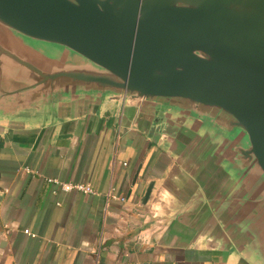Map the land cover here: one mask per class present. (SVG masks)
Segmentation results:
<instances>
[{
  "label": "water",
  "instance_id": "obj_1",
  "mask_svg": "<svg viewBox=\"0 0 264 264\" xmlns=\"http://www.w3.org/2000/svg\"><path fill=\"white\" fill-rule=\"evenodd\" d=\"M106 101L195 143L204 216L264 264V0H0V123Z\"/></svg>",
  "mask_w": 264,
  "mask_h": 264
},
{
  "label": "crops",
  "instance_id": "obj_2",
  "mask_svg": "<svg viewBox=\"0 0 264 264\" xmlns=\"http://www.w3.org/2000/svg\"><path fill=\"white\" fill-rule=\"evenodd\" d=\"M217 179L195 143L151 132L109 101L53 121L1 122L0 264H247L204 216L203 191Z\"/></svg>",
  "mask_w": 264,
  "mask_h": 264
},
{
  "label": "built area",
  "instance_id": "obj_3",
  "mask_svg": "<svg viewBox=\"0 0 264 264\" xmlns=\"http://www.w3.org/2000/svg\"><path fill=\"white\" fill-rule=\"evenodd\" d=\"M55 181L59 182L63 189L70 190V189H78L83 192H95L92 186L88 183L82 182H61L57 179Z\"/></svg>",
  "mask_w": 264,
  "mask_h": 264
}]
</instances>
